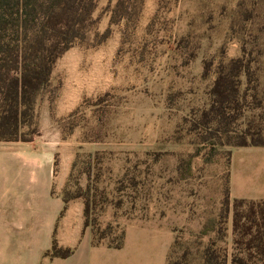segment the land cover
<instances>
[{
    "label": "rangeland",
    "instance_id": "rangeland-1",
    "mask_svg": "<svg viewBox=\"0 0 264 264\" xmlns=\"http://www.w3.org/2000/svg\"><path fill=\"white\" fill-rule=\"evenodd\" d=\"M93 16L35 108L59 193L83 202L95 241L116 245L127 224L155 222L174 231L167 262L245 257L222 203L235 146L195 126L219 63L245 55L255 80L246 89L242 76L234 129H264V0H98Z\"/></svg>",
    "mask_w": 264,
    "mask_h": 264
},
{
    "label": "trees",
    "instance_id": "trees-1",
    "mask_svg": "<svg viewBox=\"0 0 264 264\" xmlns=\"http://www.w3.org/2000/svg\"><path fill=\"white\" fill-rule=\"evenodd\" d=\"M97 1L0 0V141L30 142L38 135V97L49 87L56 61L76 42L85 39L94 26ZM207 69L208 66L205 75ZM242 76L249 89L255 75L245 55L219 63L210 91L211 103L201 112L195 127L211 138L224 137L233 146H264L262 127L254 128L249 123L243 130L234 129L246 105V92L241 91ZM222 203L225 210H233L234 244L246 251L245 257L234 254L231 263L264 264V199H231L227 188ZM88 225L86 219L85 226ZM123 238L124 233L116 245L109 246L120 248ZM99 243L93 236V244ZM72 252L73 249L61 248L54 240L45 255L65 258ZM208 252L206 261L211 263L214 255Z\"/></svg>",
    "mask_w": 264,
    "mask_h": 264
},
{
    "label": "crops",
    "instance_id": "crops-1",
    "mask_svg": "<svg viewBox=\"0 0 264 264\" xmlns=\"http://www.w3.org/2000/svg\"><path fill=\"white\" fill-rule=\"evenodd\" d=\"M53 153L30 142L0 141V264H167L174 231L155 222L124 228L120 248L93 244L84 204L59 193ZM231 199H264V146H235L228 170ZM56 240L65 258L45 252Z\"/></svg>",
    "mask_w": 264,
    "mask_h": 264
}]
</instances>
